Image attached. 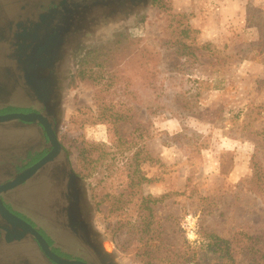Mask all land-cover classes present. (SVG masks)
Instances as JSON below:
<instances>
[{"label": "rangeland", "instance_id": "1", "mask_svg": "<svg viewBox=\"0 0 264 264\" xmlns=\"http://www.w3.org/2000/svg\"><path fill=\"white\" fill-rule=\"evenodd\" d=\"M42 3L0 0V17ZM64 80L59 139L118 264H225L216 236L237 264L252 261L247 246L264 253V0H150L92 26ZM17 140L0 126V145ZM52 190L8 201L46 228ZM0 264L48 263L29 238L1 243Z\"/></svg>", "mask_w": 264, "mask_h": 264}, {"label": "flooded vegetation", "instance_id": "2", "mask_svg": "<svg viewBox=\"0 0 264 264\" xmlns=\"http://www.w3.org/2000/svg\"><path fill=\"white\" fill-rule=\"evenodd\" d=\"M149 3L150 0H45L29 14L22 6V12L28 14L24 17L19 11L15 17L8 12L4 13L7 17H0V116L34 115L31 121L16 118L0 123L17 132L18 138L15 144L0 145V199L8 211L32 226L49 251L61 259L118 264L103 241L92 234L85 209L78 207L83 199L77 196L80 176L70 168L67 156L54 154L50 139L55 135L61 143L58 127L67 62L76 43L92 26L120 17H137ZM49 155H53L52 159L30 177L3 189ZM47 183L56 197L51 204L52 217L40 218L46 229L29 216L30 211L15 210L8 199L19 189L47 187ZM48 220L55 228L49 227ZM15 231L16 227L0 211V244L30 238L48 264H60L33 234L9 242L7 238Z\"/></svg>", "mask_w": 264, "mask_h": 264}, {"label": "water", "instance_id": "3", "mask_svg": "<svg viewBox=\"0 0 264 264\" xmlns=\"http://www.w3.org/2000/svg\"><path fill=\"white\" fill-rule=\"evenodd\" d=\"M16 118H21V119L26 120V121H31V120L34 119V115H23V114L3 115V116H0V123H4V122L10 121L12 119H16ZM50 139H51V141L53 143V146L55 148L54 149V154L56 155L57 153H59V154L63 155L64 157H66V155L64 153L65 152L64 151V148L62 147L61 143L58 141L57 136L50 135ZM53 155H49V156L45 157L43 160H41L40 162H38L37 164H35L28 171H26L25 173L21 174L15 181H13V182L5 185L3 187V189L16 186L20 182H22L25 179H27L28 177H30V175L33 174V173H35V171L38 168H40L43 164H45L50 159H52ZM78 180H79L78 181V185H79V188H80V193H78L77 196H82V190H81V187H80V178ZM79 206H81V208H82V203L81 204L79 203L78 204V207ZM0 211L16 227L15 233H13L12 236H10V237L7 238L9 242L13 241V239L21 240L27 234H33V235L36 236V238L38 239V241L42 244V246H43L44 250L47 252V254H49V256L51 258H53L56 262H58L60 264H84V263L79 262V261L64 260V259H61L60 257H57L56 255L52 254L49 251L48 246H47L46 242L44 241V239L41 237V235L38 232H36V230L34 228H32V226H30L25 221H23L22 219L18 218L17 216L13 215L10 211H8L5 208V206L3 205V202H2L1 199H0Z\"/></svg>", "mask_w": 264, "mask_h": 264}, {"label": "trees", "instance_id": "4", "mask_svg": "<svg viewBox=\"0 0 264 264\" xmlns=\"http://www.w3.org/2000/svg\"><path fill=\"white\" fill-rule=\"evenodd\" d=\"M83 72V71H82ZM85 72H83L84 74ZM254 181L258 182V184L260 185L259 187H263L264 186V182H263V174L260 173V170L256 167L254 168ZM262 181V183H261ZM218 243H219V249L222 250L221 254L218 258H220L223 263L225 262V264H237L238 260H237V255H235L233 253L234 249L232 248V241L221 238V237H217ZM253 240V237H252ZM160 248H165L164 249V253H168L170 255H175V251L172 250L170 248V246L168 245V243H165V240H160ZM247 250V253L251 255L252 257V261L250 262V264H263L264 263V253H262L261 249H255L254 247L251 246H247L245 247ZM259 256V258L257 259V256ZM177 256V255H176ZM215 259V258H214ZM184 260V261H183ZM183 264H198V262H196L194 260L193 257H184L180 260Z\"/></svg>", "mask_w": 264, "mask_h": 264}]
</instances>
